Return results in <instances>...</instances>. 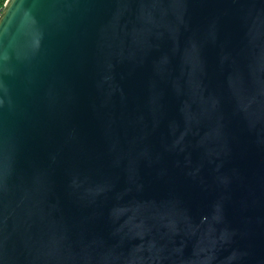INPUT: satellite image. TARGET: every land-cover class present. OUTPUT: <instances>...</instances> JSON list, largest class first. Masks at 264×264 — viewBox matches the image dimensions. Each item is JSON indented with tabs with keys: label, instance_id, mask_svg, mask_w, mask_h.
Masks as SVG:
<instances>
[{
	"label": "water",
	"instance_id": "water-1",
	"mask_svg": "<svg viewBox=\"0 0 264 264\" xmlns=\"http://www.w3.org/2000/svg\"><path fill=\"white\" fill-rule=\"evenodd\" d=\"M0 264H264V0H8Z\"/></svg>",
	"mask_w": 264,
	"mask_h": 264
},
{
	"label": "trees",
	"instance_id": "trees-1",
	"mask_svg": "<svg viewBox=\"0 0 264 264\" xmlns=\"http://www.w3.org/2000/svg\"><path fill=\"white\" fill-rule=\"evenodd\" d=\"M7 1L8 0H0V15H1Z\"/></svg>",
	"mask_w": 264,
	"mask_h": 264
}]
</instances>
